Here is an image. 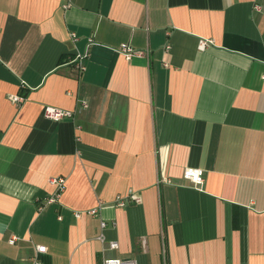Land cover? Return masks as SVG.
I'll use <instances>...</instances> for the list:
<instances>
[{"label":"crops","instance_id":"0c3cea01","mask_svg":"<svg viewBox=\"0 0 264 264\" xmlns=\"http://www.w3.org/2000/svg\"><path fill=\"white\" fill-rule=\"evenodd\" d=\"M111 257L264 264V0H0V264Z\"/></svg>","mask_w":264,"mask_h":264},{"label":"built area","instance_id":"2783aa9c","mask_svg":"<svg viewBox=\"0 0 264 264\" xmlns=\"http://www.w3.org/2000/svg\"><path fill=\"white\" fill-rule=\"evenodd\" d=\"M60 1V8L61 10H67L70 6H71V0H59ZM255 9H257L255 7ZM70 38L72 40H74V35L70 34ZM205 46L204 42L200 41L198 43V49L201 50L203 47ZM168 46L165 45L164 50H168ZM117 51L124 57V59H129L130 57H142L144 56V53L142 51H135L132 50L131 48H129L127 45H120L119 48L117 49ZM86 57V53H84V55L82 56H77L75 61V69L80 73L83 71V66H82V60ZM165 66V65H164ZM8 99L12 102V103H20L22 101V97L20 96H11L8 97ZM81 107H85V104L82 103ZM42 117L43 119L52 122V123H56L59 122L63 119H69L71 118V113L68 111H63V110H59V109H55L52 107H44L42 110ZM203 176L204 173L202 170L200 169H194V168H184L181 172L180 178L181 180L188 182L189 184H191V186L195 189H199L202 182H203ZM50 183H52L57 191L56 193L52 196L46 199V203H51L53 202L54 198L56 196H58V194L63 191V180L62 179H53L50 181ZM135 204V205H139L141 203V198L140 196L134 192V191H127L124 195L121 196H116L114 198L113 201V206L117 207V208H123L125 206H127L128 204ZM38 209H40V207H38ZM97 214V209H91L88 211H83V212H77L73 214V217L78 219L80 218L82 215H86L89 217H94ZM104 227V223L102 221H100L99 223V229H103ZM99 242L103 243L104 242V238L103 235L101 233H99V235L96 238ZM16 238L15 237H10L7 241L8 244L12 245L15 242ZM107 249L109 250H116L117 249V245L115 242H108L106 244ZM45 249L42 246H35V252L36 253H44ZM97 264H134V262L129 261V260H123L120 258H115V257H111V258H103L99 263Z\"/></svg>","mask_w":264,"mask_h":264}]
</instances>
